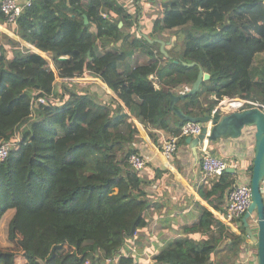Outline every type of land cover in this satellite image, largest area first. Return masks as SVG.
<instances>
[{
  "label": "trees",
  "instance_id": "16d2710c",
  "mask_svg": "<svg viewBox=\"0 0 264 264\" xmlns=\"http://www.w3.org/2000/svg\"><path fill=\"white\" fill-rule=\"evenodd\" d=\"M143 2L152 5L143 9ZM262 2L31 0L10 26L50 52L43 56L0 30V143L18 133L0 160V227L10 243L0 245V264H16L19 250L22 264H141L127 242L149 223L146 175L158 178L169 169L150 168L149 161L143 172L132 168L131 153L147 158L137 122L150 136L154 129L179 134L185 120L170 109V92L187 90L198 74L197 64L183 62H197L211 74L177 102L185 113H211L223 97L264 103ZM137 51L148 62L124 70L122 63ZM50 58L58 77L71 80L55 81ZM256 61L259 77L252 73ZM87 75L99 77L116 96L73 80ZM207 92L217 99L203 107ZM41 95L46 102L33 105ZM10 116L18 117L6 122ZM211 181L212 188L196 191L215 206L233 179L225 171ZM195 206V222L165 242L152 264H213L216 251V264H225L238 255L244 237L198 201Z\"/></svg>",
  "mask_w": 264,
  "mask_h": 264
},
{
  "label": "crops",
  "instance_id": "0c3cea01",
  "mask_svg": "<svg viewBox=\"0 0 264 264\" xmlns=\"http://www.w3.org/2000/svg\"><path fill=\"white\" fill-rule=\"evenodd\" d=\"M131 1L128 0L127 2L131 3ZM118 25H121V23L119 22ZM0 30L12 39L19 41L22 45L30 47L41 55L45 52L50 53L49 51L39 50L24 41L11 29L10 24L0 23ZM96 41L97 38L93 37V42ZM45 60L56 73L57 80L55 79V81L71 80L70 77L59 78L51 58L50 61ZM146 62H148V57L137 51L126 62H123L121 67L127 70ZM73 80L98 84L107 92L116 96L113 90L97 76L87 75L73 78ZM181 90L185 91V89ZM204 96L206 98L205 101H200L203 107L207 106L208 101L217 99L212 92H207ZM177 105L180 107L179 103ZM137 126L140 134L144 138L143 142L138 143L140 152L151 163L150 168L162 164L169 169L168 173L158 178L154 174L146 175L150 181L145 187L151 200L150 207L145 211L149 223L147 226L136 231V241H130L129 244L127 242V247L131 249L132 253H135L134 255H138L141 264H152L153 256L165 242L182 234V227L184 225H190L195 222L198 212V208L195 206L196 201L209 209L217 218L216 215H218V212L222 213L226 209L227 194L223 202L213 200L216 204L215 207L207 200H204L196 191V187L204 185V188L210 189L213 186V181H211L212 177L205 176L201 169V160L204 154L200 149V145L202 144L198 146L197 150H193L190 144L186 142L185 137L179 140L177 152L170 159H166L160 153L159 148L162 142L172 134L164 130L154 129L150 136L140 123L137 122ZM208 127H210V124ZM254 134V126H245L238 137L223 136L215 141L205 140L203 143L208 148L209 153L224 158L231 164L232 171H229L231 173V179H233L231 185L234 183H250L255 143ZM261 190L264 196V179L261 182ZM218 219L223 222L221 218ZM223 223L229 229L242 235L245 241V243L241 244L238 255L236 257L234 256L225 264H256V242L246 233L242 218L239 221L230 223L226 221ZM250 225L253 230L255 224ZM256 229L257 227L253 230V233H256ZM223 244L224 240L219 243V249L222 248ZM219 257V251L212 254L213 264H216V260Z\"/></svg>",
  "mask_w": 264,
  "mask_h": 264
},
{
  "label": "water",
  "instance_id": "95a60500",
  "mask_svg": "<svg viewBox=\"0 0 264 264\" xmlns=\"http://www.w3.org/2000/svg\"><path fill=\"white\" fill-rule=\"evenodd\" d=\"M84 20L87 22L86 16H84ZM153 40L156 39H150V41ZM158 41L160 42L161 51L165 55H168L164 47V40L158 39ZM64 58L66 57H59V59ZM183 63L190 65L197 64L198 74L187 90L178 94L170 92L169 107L183 120L199 121L207 124L197 136H186V142L190 144L193 150H197L198 146L203 144L205 140L215 141L223 136L238 137L245 126L255 127L254 155L250 178L251 201L242 217V222L246 233L256 242V264H264V196L261 190V182L264 179V108L261 109L257 106H253L239 111L233 110L221 114L220 117L217 116V113H206L195 116L185 113L183 109L177 105V102L198 91L201 83L209 79L211 74L204 71L197 62ZM208 124H210V127H208ZM226 171H232V168L228 167ZM252 213L256 214V233H253L248 221Z\"/></svg>",
  "mask_w": 264,
  "mask_h": 264
},
{
  "label": "built area",
  "instance_id": "2783aa9c",
  "mask_svg": "<svg viewBox=\"0 0 264 264\" xmlns=\"http://www.w3.org/2000/svg\"><path fill=\"white\" fill-rule=\"evenodd\" d=\"M30 3L31 0H0V11L4 15V23L16 25L22 10L25 6L30 5ZM45 102V96L41 95L33 100L32 104L37 105L38 103ZM253 106L262 109L264 108V103L254 98H243L239 96L233 98L223 97L218 100V103L213 107L211 113L223 114L229 111H239ZM206 125V123L199 121L185 120L178 135H171L162 142L159 148L160 153L166 159H170L178 150L179 138L181 136H197L202 132L203 127ZM15 140L16 139L14 138V140H5L0 143V160H3L7 156L9 149L15 144ZM200 149L204 153L201 160V169L205 176H219L225 172L228 167H231V164L224 158L209 153L208 148L204 144L200 145ZM146 162L147 159L140 153H131L129 156L130 165L138 172H143L145 170ZM250 201V183H234L230 186L226 195V209L222 213L218 212V215L216 216L217 218H221L223 222L227 221L230 223L239 221L246 212ZM134 234H136V231Z\"/></svg>",
  "mask_w": 264,
  "mask_h": 264
},
{
  "label": "rangeland",
  "instance_id": "374dc122",
  "mask_svg": "<svg viewBox=\"0 0 264 264\" xmlns=\"http://www.w3.org/2000/svg\"><path fill=\"white\" fill-rule=\"evenodd\" d=\"M120 1L123 2V3H127V5H130V2H127L128 0H120ZM146 5H149L150 6L152 4H148L147 2H143V9H144V7ZM263 6H264V3L262 2V7ZM154 7H155V5H154ZM261 71H262V65H261V63L258 62V61L254 62V65L252 67V73H253L254 77H259V73ZM30 111H31V108H30ZM17 117L18 116H10L9 118L7 117L6 118V122L13 123L17 119ZM3 124H6V123H3ZM17 137H18V133H15L14 136L11 139H13V140H14V138L17 139ZM255 220H256V214L255 213H252V215L249 216L248 221H249L250 224H255V227H257ZM255 227H253V230H255ZM17 237L20 239L22 237V235L20 233H17ZM8 244H10V243L6 239V230H5V227H0V245L8 246ZM131 254H132V252H131ZM24 260L25 259H24V256L22 254V251L21 250L17 251L16 252V255H15L16 264H22L24 262ZM107 261H109V260L107 259L106 262Z\"/></svg>",
  "mask_w": 264,
  "mask_h": 264
}]
</instances>
